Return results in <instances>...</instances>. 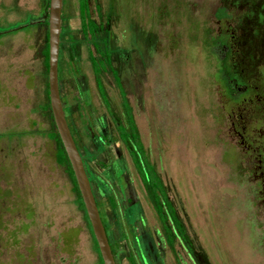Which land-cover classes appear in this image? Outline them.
Returning <instances> with one entry per match:
<instances>
[{
  "label": "rangeland",
  "instance_id": "rangeland-1",
  "mask_svg": "<svg viewBox=\"0 0 264 264\" xmlns=\"http://www.w3.org/2000/svg\"><path fill=\"white\" fill-rule=\"evenodd\" d=\"M16 1L34 19L41 13V0ZM0 2L10 7L12 0ZM224 3L90 0L98 31L85 37L78 0L63 1L61 97L76 142L75 131L95 171L102 217L121 248L119 264H136L133 256L139 252L150 264H264V204L257 205L254 187L244 177V167L247 172L252 167L237 158L238 137L229 130L220 96L217 55L222 58L224 48L217 43L224 25L216 13ZM232 13L230 26L238 28L241 11ZM5 15L0 24L24 18ZM48 16L49 4L38 18ZM70 41L77 42L74 48ZM7 44L0 49V264H99L85 212L55 161V145L39 134L54 126L49 111L39 106L47 103V83L36 44L19 37L12 47ZM92 57L112 62L101 74L109 107L99 94ZM110 69L122 79L146 157L176 209L193 261L178 240L172 249L158 236L163 229L151 190L143 186L118 136L124 110ZM110 155L113 165L101 164L103 170L99 164H108ZM115 165L125 169L126 194L111 191L117 186ZM72 232L77 235L70 246L65 235L71 241ZM134 238L139 244H132Z\"/></svg>",
  "mask_w": 264,
  "mask_h": 264
},
{
  "label": "flooded vegetation",
  "instance_id": "flooded-vegetation-1",
  "mask_svg": "<svg viewBox=\"0 0 264 264\" xmlns=\"http://www.w3.org/2000/svg\"><path fill=\"white\" fill-rule=\"evenodd\" d=\"M49 1L48 0L40 1L41 13L38 16H36L37 17L36 19H34V16L30 13H27V12L23 13L21 6L18 5V1L16 0H12V2L8 4V5H11L10 7H6L5 5L6 3L4 4L3 2H0V14H1V11H3V15H1L0 18H4V16H6L5 12H13L20 16H22L21 14H24V18L21 17L22 19L19 22H10V23L5 22L3 24H0V49L9 46L7 43H9L11 45L10 47H12L13 38H16V37H19V39L21 40L25 39V41L27 42L34 41V43L36 44L34 45V48L36 49V52H37L36 59L41 61L45 67L44 60H45V51H46V45H47V31L45 28L47 25V30H48V19L44 21V20L39 19L38 17L43 18L46 6H48ZM225 1L226 3H224L223 6L217 10V13H216L217 22L220 25L221 24L224 25V29L219 28L220 30H218L219 32L218 37L222 41L219 40L218 43L216 42L217 48L219 47L218 44H220L221 42L223 43V48H224V51H223L224 56L220 58L219 54L217 55V59L220 64V73H218V75H219V80L221 81V83L219 82L217 83H219L221 87L220 96L223 100V106H222L223 112L229 113V116H228L229 121H230L229 130L232 131V133L238 137V143L241 148L239 157L237 155V158H239L238 160H240V162L243 163L244 165H251L252 167L250 169L251 172H247V169L245 166L244 167L245 171L243 172V174L245 178L249 177L251 184L254 187L257 205H261V204H264V0H225ZM235 8H238L241 11V15L237 18V21L239 23L238 28L232 29L230 25H231V21L233 20L232 11ZM63 14L64 13L62 11V15ZM64 20H65V17H64ZM64 20L62 19V21ZM91 20L93 21L92 17H91ZM80 21H81V17H80ZM81 31L83 33L82 21H81ZM97 31H98V26H97L95 33ZM76 44L77 42L74 43V41H70L69 47L74 48V45ZM61 51H62V44L60 45L59 60L62 59ZM101 52L102 54H105V53L110 54V51L106 52L105 50L103 51L101 50ZM92 58H91V62H92ZM106 60H110V59L104 58V60L97 61L99 64L102 65V67L100 66L103 69L102 72L104 71L106 72V67L108 64ZM111 64L112 62L110 60V65ZM92 68H93V64H92ZM45 75H46V67H45ZM119 78L122 82L120 75H119ZM47 82L48 81H47V75H46V83ZM61 83H60V91L62 87ZM122 87L124 89L123 83H122ZM78 89L80 90L79 87ZM63 98H64V94H63ZM126 98H127V95H126ZM62 102H63L65 113H66V119L70 127L69 121H71V117L69 116V113L67 112L65 98L64 100H62ZM128 104L131 108V105L129 102ZM131 112H132L135 126L138 130L140 141L143 144L137 123L135 121V116L133 114L132 108H131ZM123 116H124V113H123ZM126 127H127V123H126V119L124 116V123L117 124L116 126V129L118 131V136H119L120 141L128 147L132 161H133L134 168L136 172L138 173V176L143 186L146 188V186L144 185V182L142 181L140 177L139 171L137 169V165L135 163L134 156H135L136 151L134 148L133 141L131 140L124 141L120 134L119 129L126 128ZM70 130H71V127H70ZM71 133H72V130H71ZM75 133L77 136V142H76V139L73 133H72V136L74 138L78 151L80 152L81 157L83 159L86 173L91 183L92 191H93V194H94V197H95V200H96L99 212H100L102 222L106 229V233H107V236L110 242V246H111L116 264H119V254H120L119 251H121V248L120 246H118L119 243H116L115 241H113V238L111 237V234H110L111 227L109 226V222L106 219L104 213L103 215H104L105 220L102 217V214L100 211V208L102 209V206L97 198V193H96L97 188H96V182H95L96 180L95 171L91 169L89 161L82 154L81 146L78 140V134L76 131ZM99 142L102 146L105 145V141L103 138H100ZM105 148L108 149V147H105ZM143 148L146 154L144 144H143ZM111 155H110V159L107 160L108 164H106L105 162L104 163L100 162L99 165L101 168H102L101 164L104 167L106 166L107 168L112 167L111 165H113V162L111 159L112 157ZM96 159L98 158L95 157L94 160ZM113 167H119V165H115ZM102 169L104 170V168ZM124 170L125 169L121 166V168L119 167L118 171H116L115 177L117 180V186H115V188L111 187V191H113L114 193L122 192V191L124 194L127 193L124 190V186L122 188V185H123L122 182H124V179H125ZM159 179L161 181L160 177ZM162 186H163V183H162ZM116 188H118L119 191ZM146 189L148 190V188ZM168 200L170 202L171 209L166 206L163 199L159 201V204L160 206H162L161 209L163 211L162 217H160V215L158 214L157 205H156L157 203L155 202L156 204L154 206L155 207L154 209H155V212L157 214V217L163 229V232L159 233L158 236L162 237V240H161L162 243L170 244L172 249L174 248L173 244L175 243L176 240H178L181 246L187 252L190 250V252H188V255L193 261L192 254L194 255V252L191 248V245L189 244L188 238L185 234V230L182 226V223L180 222L178 218V215H177V212H176V209L173 203L170 201L169 198ZM174 218L176 220H174ZM125 237L128 238L127 236ZM132 244L133 245L139 244L138 239L134 238V240L132 241ZM158 256L163 258L160 253H158ZM133 257L135 259L134 261H136V264H144L145 261L148 264H150L149 263L150 258L147 257V255L143 256L141 252H139L137 255ZM179 260L181 263L182 262L181 258Z\"/></svg>",
  "mask_w": 264,
  "mask_h": 264
},
{
  "label": "trees",
  "instance_id": "trees-1",
  "mask_svg": "<svg viewBox=\"0 0 264 264\" xmlns=\"http://www.w3.org/2000/svg\"><path fill=\"white\" fill-rule=\"evenodd\" d=\"M78 6H79V13H80L81 21H82V28H83L84 36L86 37V36H89L91 34H94L96 29H97V25L91 20L90 0H78ZM62 19L64 20V14L62 15ZM106 61H107L108 65H110V60H106ZM44 62H45L46 75H47V81H48V71H49V31L48 30H47V45H46ZM92 64H93V70H94V74L96 77V82L98 85L99 92L101 94V97L103 99L104 104L107 107H109L108 98L105 94V91H104V88H103V85L101 82V76H100L101 72L103 70L101 68L102 65L99 64L97 62V60L94 58H92ZM112 72H113L115 83H116L118 89L120 90V95L122 96V105H123V110H124V116H125L126 123H127L126 128H120L119 129L121 137L124 141H128V140L133 141L134 148L136 151L134 158H135V163L137 165V169L139 171L140 177H141L142 181L144 182V185L146 186V188L151 190V194L153 196V199L157 203L156 205H157L158 214L160 215V217H162L163 211L161 209L162 206H160L159 201L161 199H163L166 206L171 209L170 202L167 198V195L164 191L162 183H161L154 167L150 164V162L148 161V159L146 157V154H145L144 148H143V144L140 141L138 130H137L135 123H134V120H133L131 108H130L128 101H127V98H126V93H125V91L122 87V84H121V80L119 77H117V75L114 73V71H112ZM46 91H47V103L43 104V105H39V106L41 107L43 113H46L49 111V113L51 115V120L53 122L54 129H52L51 131L45 132V133L41 132L39 134L46 136L55 145V161L59 166L64 168V170H65L66 174L68 175L71 183L73 184V189H74V191L78 197V204L83 209V211L85 212V218H86L88 226L91 230V235H92L96 250H97L98 255H99V264H103V260L101 258L100 252H99L98 244H97L96 239L93 235L92 227H91V224L89 222L88 216L86 214L85 206H84L83 201H82V197H81V194H80V191H79L76 179H75L74 172H73L71 164L68 160V157H67L65 149L63 147L60 136L57 133V129L55 127L53 115L51 112V106H50L48 82H47V90ZM174 220H176V219L174 218ZM73 233L74 232L71 233L73 235V239L71 241L69 239L70 238L69 236H71V235H69V234H68V236L65 235V241H66L67 245L71 246L73 244L74 239L76 238L77 232L74 234ZM115 255H116V253H115Z\"/></svg>",
  "mask_w": 264,
  "mask_h": 264
},
{
  "label": "water",
  "instance_id": "water-1",
  "mask_svg": "<svg viewBox=\"0 0 264 264\" xmlns=\"http://www.w3.org/2000/svg\"><path fill=\"white\" fill-rule=\"evenodd\" d=\"M64 0L49 1V71L48 85L51 112L57 133L71 164L75 179L82 197L83 204L92 227L93 235L98 244L103 264H116L110 242L102 222L100 212L86 173L83 159L75 144L62 102L59 82V56L62 32V11Z\"/></svg>",
  "mask_w": 264,
  "mask_h": 264
}]
</instances>
